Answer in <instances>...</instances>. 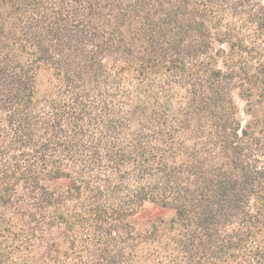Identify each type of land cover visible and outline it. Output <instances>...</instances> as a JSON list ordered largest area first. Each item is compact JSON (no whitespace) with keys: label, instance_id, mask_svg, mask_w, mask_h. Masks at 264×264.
I'll use <instances>...</instances> for the list:
<instances>
[{"label":"trees","instance_id":"16d2710c","mask_svg":"<svg viewBox=\"0 0 264 264\" xmlns=\"http://www.w3.org/2000/svg\"><path fill=\"white\" fill-rule=\"evenodd\" d=\"M0 264H264V0H0Z\"/></svg>","mask_w":264,"mask_h":264},{"label":"rangeland","instance_id":"374dc122","mask_svg":"<svg viewBox=\"0 0 264 264\" xmlns=\"http://www.w3.org/2000/svg\"><path fill=\"white\" fill-rule=\"evenodd\" d=\"M233 97H234V100H235V102H236V104H237V107H238V113H239V115H240V117H244V114H243V111H242V108H243V102L239 99V97H238V95H237V93L234 91V93H233ZM146 209H147V211L150 209V205H147L146 206ZM149 212V211H148Z\"/></svg>","mask_w":264,"mask_h":264}]
</instances>
